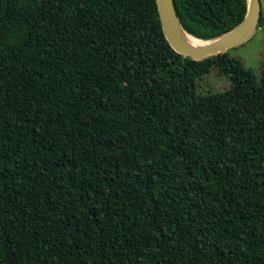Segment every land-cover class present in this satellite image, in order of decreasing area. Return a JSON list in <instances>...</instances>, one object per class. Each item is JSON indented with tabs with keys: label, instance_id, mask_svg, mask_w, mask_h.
I'll use <instances>...</instances> for the list:
<instances>
[{
	"label": "trees",
	"instance_id": "obj_1",
	"mask_svg": "<svg viewBox=\"0 0 264 264\" xmlns=\"http://www.w3.org/2000/svg\"><path fill=\"white\" fill-rule=\"evenodd\" d=\"M173 3L202 41L247 9ZM0 264H264V71L156 0H0Z\"/></svg>",
	"mask_w": 264,
	"mask_h": 264
},
{
	"label": "water",
	"instance_id": "obj_2",
	"mask_svg": "<svg viewBox=\"0 0 264 264\" xmlns=\"http://www.w3.org/2000/svg\"><path fill=\"white\" fill-rule=\"evenodd\" d=\"M246 14L242 22L221 36L202 41L188 35L180 25L173 0H156V6L165 40L172 50L180 56L193 61L220 55L233 48L239 47L252 38L262 17L260 0H246ZM192 37L203 46L194 47L185 42V38Z\"/></svg>",
	"mask_w": 264,
	"mask_h": 264
},
{
	"label": "rangeland",
	"instance_id": "obj_3",
	"mask_svg": "<svg viewBox=\"0 0 264 264\" xmlns=\"http://www.w3.org/2000/svg\"><path fill=\"white\" fill-rule=\"evenodd\" d=\"M260 2L264 17V0H260ZM227 53L230 58L240 60L244 67L254 75L260 76L264 71V26L257 29L252 38L246 43L227 51ZM229 87V80L213 69L199 81L198 90L206 94L221 92Z\"/></svg>",
	"mask_w": 264,
	"mask_h": 264
},
{
	"label": "bare ground",
	"instance_id": "obj_4",
	"mask_svg": "<svg viewBox=\"0 0 264 264\" xmlns=\"http://www.w3.org/2000/svg\"><path fill=\"white\" fill-rule=\"evenodd\" d=\"M185 42L188 43L189 45L194 46V47L203 46L206 44V43H202L201 41H198L192 37L185 38Z\"/></svg>",
	"mask_w": 264,
	"mask_h": 264
}]
</instances>
